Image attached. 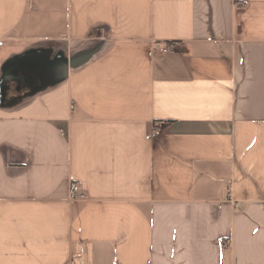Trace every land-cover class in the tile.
I'll return each mask as SVG.
<instances>
[{"label": "crops", "instance_id": "obj_1", "mask_svg": "<svg viewBox=\"0 0 264 264\" xmlns=\"http://www.w3.org/2000/svg\"><path fill=\"white\" fill-rule=\"evenodd\" d=\"M0 40V264H264V0H0Z\"/></svg>", "mask_w": 264, "mask_h": 264}, {"label": "built area", "instance_id": "obj_2", "mask_svg": "<svg viewBox=\"0 0 264 264\" xmlns=\"http://www.w3.org/2000/svg\"><path fill=\"white\" fill-rule=\"evenodd\" d=\"M2 44L3 41L0 40V45ZM173 50H174L173 44L154 45L153 47L154 53H169ZM160 132H161L160 128L156 127L152 132V136H157L160 134ZM70 197L73 200L86 201L88 199V194L79 183L74 182L71 185Z\"/></svg>", "mask_w": 264, "mask_h": 264}]
</instances>
